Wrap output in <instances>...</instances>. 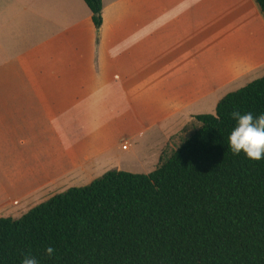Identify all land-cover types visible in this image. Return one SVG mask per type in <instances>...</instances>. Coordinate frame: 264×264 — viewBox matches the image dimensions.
<instances>
[{
  "label": "crops",
  "instance_id": "1",
  "mask_svg": "<svg viewBox=\"0 0 264 264\" xmlns=\"http://www.w3.org/2000/svg\"><path fill=\"white\" fill-rule=\"evenodd\" d=\"M241 1L256 25L237 14L238 0H101L95 29L82 0H0V218L18 219L111 167L116 155L98 143L100 110L103 92L121 86L120 59H158V87L176 99L157 148L200 115L193 106H214L220 90L252 73L195 89L199 35L210 33L217 57L261 39L264 17L254 0Z\"/></svg>",
  "mask_w": 264,
  "mask_h": 264
},
{
  "label": "trees",
  "instance_id": "2",
  "mask_svg": "<svg viewBox=\"0 0 264 264\" xmlns=\"http://www.w3.org/2000/svg\"><path fill=\"white\" fill-rule=\"evenodd\" d=\"M82 1L98 29L101 0ZM234 110L264 113V76L195 116L199 128L151 173L108 171L0 218V264H264V160L229 150Z\"/></svg>",
  "mask_w": 264,
  "mask_h": 264
},
{
  "label": "rangeland",
  "instance_id": "3",
  "mask_svg": "<svg viewBox=\"0 0 264 264\" xmlns=\"http://www.w3.org/2000/svg\"><path fill=\"white\" fill-rule=\"evenodd\" d=\"M229 1V5H232L233 0ZM237 5V14L242 11L239 16L251 15V22L255 25L258 23V17L252 14L250 7L244 1L238 0ZM104 6L107 18L108 5ZM231 21L230 18L223 19L222 24L228 25ZM259 37L260 40L247 42L243 51L236 57H217L211 56L209 52L210 33L199 35L201 46L199 49L203 50L204 56L199 54L197 59L195 70L197 92L209 90L213 85L223 84L246 69L253 72L226 86L215 97L219 95L218 98H221L263 77L264 67L256 71L251 70L264 59V32ZM120 60V65L117 63L118 67L116 66L118 71L115 81L121 86L103 92L100 110L101 131L98 137L99 145L110 147L116 155V160L112 161L109 169L103 167L101 174L114 170L146 175L167 160L200 125L192 120L182 130L166 138L162 146L157 148L156 144L161 140L160 132L168 124L164 118L173 110V102L176 99L170 100L167 96L168 92L158 87L156 79L158 59L139 58L134 60L133 64L131 58ZM140 60H143L142 63ZM199 105L192 107L194 112L201 111L198 114L213 115L217 102L212 107H209L206 102ZM126 141L130 142L131 147L124 150Z\"/></svg>",
  "mask_w": 264,
  "mask_h": 264
},
{
  "label": "clouds",
  "instance_id": "4",
  "mask_svg": "<svg viewBox=\"0 0 264 264\" xmlns=\"http://www.w3.org/2000/svg\"><path fill=\"white\" fill-rule=\"evenodd\" d=\"M231 118L235 125L228 136L229 150L234 155L243 153L253 161L264 160V113L254 115L252 112L234 110ZM56 253L54 247H46L45 255L49 258ZM21 264H39L38 259L31 254L25 255Z\"/></svg>",
  "mask_w": 264,
  "mask_h": 264
},
{
  "label": "built area",
  "instance_id": "5",
  "mask_svg": "<svg viewBox=\"0 0 264 264\" xmlns=\"http://www.w3.org/2000/svg\"><path fill=\"white\" fill-rule=\"evenodd\" d=\"M126 148V146L125 147H123V149H125Z\"/></svg>",
  "mask_w": 264,
  "mask_h": 264
}]
</instances>
